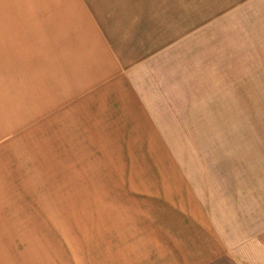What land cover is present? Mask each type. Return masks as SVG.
Instances as JSON below:
<instances>
[{
  "label": "rangeland",
  "instance_id": "1",
  "mask_svg": "<svg viewBox=\"0 0 264 264\" xmlns=\"http://www.w3.org/2000/svg\"><path fill=\"white\" fill-rule=\"evenodd\" d=\"M0 264H264V0H0Z\"/></svg>",
  "mask_w": 264,
  "mask_h": 264
},
{
  "label": "crops",
  "instance_id": "2",
  "mask_svg": "<svg viewBox=\"0 0 264 264\" xmlns=\"http://www.w3.org/2000/svg\"><path fill=\"white\" fill-rule=\"evenodd\" d=\"M202 14V12L193 11L188 12L185 16L186 18H189V16L201 17L203 16ZM171 19H173V17ZM132 35L133 34H131V36H125L123 34H118L114 36V46L112 47L114 54H111V56L116 58L115 63L117 65L124 68L125 71L122 72V74H125L126 72L132 73L131 75L134 77V82L138 84L139 81H141V78H143V76H145L148 71L152 69L151 66L153 61L151 62V58L157 57V46L159 42L157 39L158 28L155 26L150 27V25L147 26V29L142 32L139 39L134 38ZM135 40H139L138 45L135 44ZM138 59L143 60L144 63L139 62ZM117 83L119 85L116 92L117 94L111 97L114 99L113 102H111L113 112L115 111L117 114L125 113L140 116L143 114L144 108L149 106L152 108L157 107L158 103L152 100L151 96L144 95L138 85L134 90L123 91L124 89L121 88L120 81L117 80L115 84L117 85ZM174 95L173 92L169 95V97L167 95L169 99V103L167 104L172 107L175 103ZM150 113L152 112L150 111ZM132 122H135V119H132Z\"/></svg>",
  "mask_w": 264,
  "mask_h": 264
}]
</instances>
